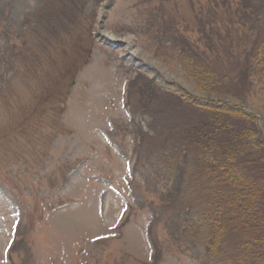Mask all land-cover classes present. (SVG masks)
<instances>
[{
  "label": "rangeland",
  "instance_id": "374dc122",
  "mask_svg": "<svg viewBox=\"0 0 264 264\" xmlns=\"http://www.w3.org/2000/svg\"><path fill=\"white\" fill-rule=\"evenodd\" d=\"M205 105L264 142V0H0V264L221 260Z\"/></svg>",
  "mask_w": 264,
  "mask_h": 264
},
{
  "label": "trees",
  "instance_id": "16d2710c",
  "mask_svg": "<svg viewBox=\"0 0 264 264\" xmlns=\"http://www.w3.org/2000/svg\"><path fill=\"white\" fill-rule=\"evenodd\" d=\"M204 108L212 109L211 125H202L198 132L213 133L212 141L202 143L215 153L213 162L203 164L214 191H206L200 218L208 227L210 255L221 257L215 264H264V152L260 149L264 142L258 138L257 128L237 130L231 126L224 131L218 126L220 114L254 120L243 109L222 105ZM250 145L256 149L255 159L245 151ZM230 235L240 238L236 256H228L232 252L226 246Z\"/></svg>",
  "mask_w": 264,
  "mask_h": 264
}]
</instances>
